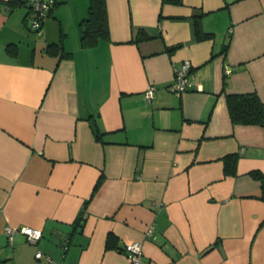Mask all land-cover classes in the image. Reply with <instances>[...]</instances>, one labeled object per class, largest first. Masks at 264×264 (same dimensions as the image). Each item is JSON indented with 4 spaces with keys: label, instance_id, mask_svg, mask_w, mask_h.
<instances>
[{
    "label": "crops",
    "instance_id": "crops-1",
    "mask_svg": "<svg viewBox=\"0 0 264 264\" xmlns=\"http://www.w3.org/2000/svg\"><path fill=\"white\" fill-rule=\"evenodd\" d=\"M5 1L0 260L133 264L121 248L139 242L138 264H264V200L249 174L264 173V126L232 123L226 104L243 93L264 103V0H106L109 38L92 47L78 26L89 0H55L38 30L23 0ZM139 29L151 38L134 41ZM59 41L68 56L46 50ZM184 60L178 95L169 85ZM23 225L41 230L35 244L18 232L9 242L5 227Z\"/></svg>",
    "mask_w": 264,
    "mask_h": 264
},
{
    "label": "trees",
    "instance_id": "trees-1",
    "mask_svg": "<svg viewBox=\"0 0 264 264\" xmlns=\"http://www.w3.org/2000/svg\"><path fill=\"white\" fill-rule=\"evenodd\" d=\"M19 1L20 0H6L5 2L10 7L17 5L18 3H26V0H23L22 2ZM164 1L177 2L178 0ZM54 5L55 0L52 8L54 7ZM78 26L80 31V44L82 47H92L96 45L100 40L108 39L109 29L107 20L106 0H89L87 14L79 21ZM150 38L151 36L148 33H146L142 29H139L134 41L146 40ZM46 50H48L52 54L59 53L60 56H68L70 54L64 52L61 45V41L48 44L46 46ZM226 104L232 123L243 125L255 124L264 126V103H262V101L255 93L226 94ZM91 125L96 138H99L101 134L100 131H98V128L96 127L94 122H92ZM222 160L224 172L228 175H234L236 173L237 155L228 154L225 155ZM249 174L252 178L260 182V198L264 200V173H262L260 170H251ZM100 182L101 178H99L96 184L94 185L92 194L95 192ZM87 202L88 200L84 202L83 209L79 213L77 221L83 218V211ZM113 238L114 236L112 234H108L106 244L107 246L112 245L111 241L113 240Z\"/></svg>",
    "mask_w": 264,
    "mask_h": 264
},
{
    "label": "built area",
    "instance_id": "built-area-1",
    "mask_svg": "<svg viewBox=\"0 0 264 264\" xmlns=\"http://www.w3.org/2000/svg\"><path fill=\"white\" fill-rule=\"evenodd\" d=\"M53 3L54 0H26V4L32 12L29 21L30 28L32 30H38L40 28L42 21L48 15ZM190 70L191 64L188 60L182 61L181 65L174 69L173 82L169 85L170 91L179 95L188 89ZM226 71L228 72L229 69L226 68ZM153 89V86H147L145 90L146 98H149L152 95ZM5 232L9 242L11 241L12 235L15 232L23 234L27 241L33 244H35L41 236V230L39 228H33L25 225L18 227L6 226ZM121 251L128 256L131 263L138 264L140 262L142 257V247L139 242L126 243L123 248H121ZM41 256L42 252L37 250L35 252V257L40 258ZM47 260L50 262V264H59L54 262L49 257H47ZM0 264L4 263L0 261Z\"/></svg>",
    "mask_w": 264,
    "mask_h": 264
},
{
    "label": "rangeland",
    "instance_id": "rangeland-1",
    "mask_svg": "<svg viewBox=\"0 0 264 264\" xmlns=\"http://www.w3.org/2000/svg\"><path fill=\"white\" fill-rule=\"evenodd\" d=\"M70 14V11L69 10H64L62 11L61 15L64 19H67L68 15Z\"/></svg>",
    "mask_w": 264,
    "mask_h": 264
}]
</instances>
